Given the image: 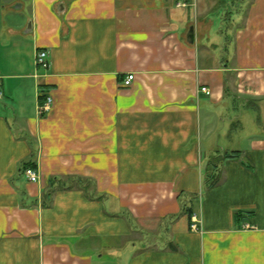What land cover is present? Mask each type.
<instances>
[{
	"label": "crops",
	"instance_id": "0c3cea01",
	"mask_svg": "<svg viewBox=\"0 0 264 264\" xmlns=\"http://www.w3.org/2000/svg\"><path fill=\"white\" fill-rule=\"evenodd\" d=\"M0 88V264H264V0H0Z\"/></svg>",
	"mask_w": 264,
	"mask_h": 264
},
{
	"label": "built area",
	"instance_id": "2783aa9c",
	"mask_svg": "<svg viewBox=\"0 0 264 264\" xmlns=\"http://www.w3.org/2000/svg\"><path fill=\"white\" fill-rule=\"evenodd\" d=\"M35 65L37 69L46 71L49 68V63L47 61V54L45 52H40L37 54L36 59H35ZM134 80L133 75H128L124 81H123V86L128 87L131 85L132 81ZM202 92L208 94V91L203 88L201 89ZM2 98V92L0 88V99ZM52 104V99L50 97L46 98V103L40 108V113H47L50 109V106ZM23 177L31 183H36L38 181V174L35 170L32 168H27L23 171ZM194 220V218H193ZM246 229L248 228L247 226L245 227ZM192 231H197L198 227L196 226L195 223H193L190 227Z\"/></svg>",
	"mask_w": 264,
	"mask_h": 264
},
{
	"label": "trees",
	"instance_id": "16d2710c",
	"mask_svg": "<svg viewBox=\"0 0 264 264\" xmlns=\"http://www.w3.org/2000/svg\"><path fill=\"white\" fill-rule=\"evenodd\" d=\"M27 168H31V166H25L24 168H23V170H22V175H23V171L25 170V169H27ZM33 169V168H32Z\"/></svg>",
	"mask_w": 264,
	"mask_h": 264
}]
</instances>
